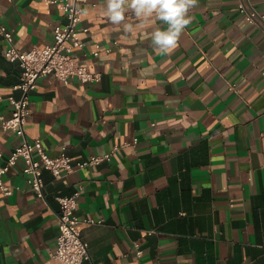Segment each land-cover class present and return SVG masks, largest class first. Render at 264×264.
Returning a JSON list of instances; mask_svg holds the SVG:
<instances>
[{
    "label": "crops",
    "instance_id": "obj_1",
    "mask_svg": "<svg viewBox=\"0 0 264 264\" xmlns=\"http://www.w3.org/2000/svg\"><path fill=\"white\" fill-rule=\"evenodd\" d=\"M238 2L198 0L177 47L162 54L151 33L164 22L129 9L113 24L106 0H85L83 49L100 52L75 53L99 79H38L25 138L72 161L120 147L59 178L42 170L44 200L29 190L18 159L2 176L14 190L0 192V264H59L54 197L79 185L75 215L89 254L81 264H264V20L248 23ZM246 5L264 17V0ZM63 22L47 0H0V25L19 52L51 44ZM4 51L0 37V93L18 98L20 68ZM10 111L1 101L0 117ZM20 141L0 127V164Z\"/></svg>",
    "mask_w": 264,
    "mask_h": 264
},
{
    "label": "built area",
    "instance_id": "obj_2",
    "mask_svg": "<svg viewBox=\"0 0 264 264\" xmlns=\"http://www.w3.org/2000/svg\"><path fill=\"white\" fill-rule=\"evenodd\" d=\"M48 3L57 5L64 22L55 25L52 30V43L42 48H33L27 52H19L12 44L11 35L0 25V37L5 44L4 58L9 62H16L20 68L18 83L12 86L13 91H18L19 97L11 94L3 96L0 93V102L6 100L10 107V116L6 119L0 117V127L3 130L12 131L21 141L14 147L3 164H0V192L4 196H10L13 188L5 185L2 176L15 167L18 159L22 160L21 173L29 190L39 200H44L42 190V170L48 171L53 177L59 178L69 174L73 170L85 167H94L102 161L110 160L111 156L120 147L113 145L110 151L101 156H89L84 160L72 161L63 151L56 156L45 153L39 139L28 143L25 138L24 124L29 113V94L35 89L38 79L51 75L63 84L76 79L80 83H92L99 79V75L92 73L80 63V57H97L100 48L94 46L92 50L83 49L80 35L87 32L86 27L80 26V6L85 0H47ZM238 11L244 19L254 24L256 20H264L246 5V0H239ZM80 55H76V51ZM109 52V49H105ZM135 141L132 142V144ZM127 145V144H125ZM82 186L68 196L56 195L58 204V234L55 240L53 259L59 264H81L89 262L87 244L82 240L78 223L81 222L75 215L76 199L80 195ZM84 223L100 224L101 220L83 219ZM150 232H148L149 234ZM135 255L139 257L141 250L137 243L133 244Z\"/></svg>",
    "mask_w": 264,
    "mask_h": 264
},
{
    "label": "clouds",
    "instance_id": "obj_3",
    "mask_svg": "<svg viewBox=\"0 0 264 264\" xmlns=\"http://www.w3.org/2000/svg\"><path fill=\"white\" fill-rule=\"evenodd\" d=\"M198 0H106V14L113 24H121L125 13L130 9L136 17L147 20L155 16L164 22L166 28H156L151 33L152 45L158 53H169L177 47L185 28L192 22L188 15ZM125 31H131L132 25L125 24Z\"/></svg>",
    "mask_w": 264,
    "mask_h": 264
}]
</instances>
